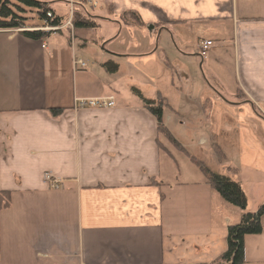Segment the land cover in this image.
Returning <instances> with one entry per match:
<instances>
[{"label": "crops", "instance_id": "obj_1", "mask_svg": "<svg viewBox=\"0 0 264 264\" xmlns=\"http://www.w3.org/2000/svg\"><path fill=\"white\" fill-rule=\"evenodd\" d=\"M96 16L109 24L112 47L90 67L74 65L79 29L41 40L0 30V191L10 196L0 209V264L211 263L242 210L206 183L169 122L175 115L189 128L199 118L209 136L197 144L219 163L230 147L243 190V181L264 184V0H104ZM201 40L213 42L204 58ZM168 83L177 104L164 95ZM133 89L165 99L163 125L182 149ZM109 96L111 108L76 107ZM245 195L248 211L264 204L263 193ZM261 224L245 236V255L248 240L264 255V214Z\"/></svg>", "mask_w": 264, "mask_h": 264}, {"label": "trees", "instance_id": "obj_2", "mask_svg": "<svg viewBox=\"0 0 264 264\" xmlns=\"http://www.w3.org/2000/svg\"><path fill=\"white\" fill-rule=\"evenodd\" d=\"M49 1L39 0H0V30H14L24 28L29 20L27 12H33V18L41 25L47 24L50 27H60L63 24V17L60 16ZM75 5L81 7L78 12L74 11L73 26L76 29H95L101 18L90 13L84 6L83 0L76 1ZM23 36L32 40H41L49 36L50 30H22ZM56 32L63 33L61 30ZM105 65H109L108 63ZM144 105L152 112L158 121V130L167 143L175 148L182 149L180 144L172 137L167 128L163 125V107L168 106L165 99L158 94L155 99H148L140 95ZM52 114H56L57 109H51ZM192 162L203 174L206 183L216 190L220 196L229 204L242 210L239 223L229 225L227 228V248L213 262L208 264H244V238L247 235H256L262 232L261 217L264 214V204L255 211L247 210V197L240 184L226 175L213 172L208 166L198 158L186 153ZM219 152L218 156L223 157ZM10 204L9 191H0V209L8 207Z\"/></svg>", "mask_w": 264, "mask_h": 264}, {"label": "rangeland", "instance_id": "obj_3", "mask_svg": "<svg viewBox=\"0 0 264 264\" xmlns=\"http://www.w3.org/2000/svg\"><path fill=\"white\" fill-rule=\"evenodd\" d=\"M39 1H49L52 2L51 5L52 7L56 10V12L62 16L63 19V24L60 26L62 27L61 29H57V30H61L63 31V33L67 34L68 33L71 35L72 29H75L73 26V17H74V11L78 12L79 10H81V7L78 5H71L69 0H39ZM97 2V5L91 6L88 3H85V1L83 0L84 6L85 8L92 13L93 15H97L98 11L100 10V6L104 3V0H93ZM76 2V0H75ZM26 17L29 18V20L27 21V24H25L24 28H17L14 29V31H22V30H30L31 28H36V27H46L49 26L47 24H40L37 20H35L33 18L34 13L33 12H27ZM70 17L72 20H70ZM131 19L135 20L136 18L134 16L130 17ZM70 20L71 22V27H63V25H65V23H67ZM108 23L105 20H100L98 22V26L95 29H79V31L77 32V37L75 39V47L77 49V59H80L82 61H84L87 65V67H90L92 65H97L98 63L104 62L106 59V57L104 56L103 51H105V49L107 48H111L112 43L109 44V36L108 35L111 30L108 29ZM50 27V26H49ZM41 31H45V30H41ZM50 31H54L56 32V30H50ZM120 41V40H119ZM198 58V57H197ZM199 59V58H198ZM200 60V59H199ZM195 68L197 69V75L199 77V81H201V83H203V76L201 73V70L199 68V63L195 65ZM164 67H162V74L163 75H167L168 71L165 69ZM122 71V72H121ZM119 74H117L116 76H118V80L123 79V76L125 74V71L121 70ZM103 74L100 72H97V74L95 75L98 80H103ZM164 85V84H163ZM164 89V95L168 98V100H171L173 103H178L179 97H181V94H178L175 92V90H172L170 87V84H165V86H162ZM146 90V94H151L150 91H148V89ZM149 92V93H148ZM198 92L195 91L193 94L196 96ZM146 96V95H145ZM153 96V95H152ZM148 97V95H147ZM170 102V101H169ZM176 103V104H177ZM170 113V112H169ZM167 113V114H169ZM181 117H184L188 114H186L184 116V113L181 112ZM172 119L169 122L172 130L174 132H176L175 137L178 138L180 141L182 140V142L184 144L187 145L188 147V151L189 153H191V155H195L200 157L201 160L205 161L207 166L211 169L214 170L215 172H218V174H222V175H228L230 178H232L233 180H237L239 179V174L238 173H233L231 170L234 169L235 167L238 169V166H240V161L238 159H236V153L232 151V149H230V147H226L225 150H223V159H222V163H219L217 161V155L214 154L211 146L209 144H204V145H200L197 144L198 139L201 135H204L206 137H208V131L201 125V120L197 117H190L188 120V126L189 128H186V123L184 125H179L180 119H178L177 116L175 115H171ZM188 129V131H187ZM174 155L176 157H179V152H173ZM248 153L249 152H243L242 156H246L248 159ZM259 154V153H258ZM262 155H264V153H260ZM261 157V155H260ZM180 159H186V157L184 156H180ZM227 166H229L231 169H229ZM235 168V169H236ZM191 169H195L194 167H192ZM240 170V169H239ZM243 171H248L249 170V166H244V168L242 167ZM195 171V170H194ZM196 172V171H195ZM197 173V172H196ZM198 174V173H197ZM199 175V174H198ZM243 180V178H242ZM244 182V190L245 192H249V196H256L261 195V193L264 194V184L261 183H255V182H251V181H243ZM244 192V193H245ZM250 199L252 200V197H250ZM256 201L258 202L259 200L256 199ZM256 201H253V204L256 203ZM252 202V201H251ZM256 205H253L252 208H255ZM233 210L235 211V213H232L230 216L232 217L233 214H237L238 210L236 208H233ZM248 237H251L248 235ZM248 239V238H247ZM248 247H247V253L245 255L244 258V264H264V255H255L254 251L251 249V246H249V240L247 242Z\"/></svg>", "mask_w": 264, "mask_h": 264}, {"label": "built area", "instance_id": "obj_4", "mask_svg": "<svg viewBox=\"0 0 264 264\" xmlns=\"http://www.w3.org/2000/svg\"><path fill=\"white\" fill-rule=\"evenodd\" d=\"M70 4H75V0H69ZM78 1V0H76ZM85 3L90 4L91 6H96L97 2L93 0H84ZM70 20L71 17H70ZM70 20L63 25V27H71ZM62 27H36L31 28L30 30H57L61 29ZM72 29V27H71ZM213 42L211 40H201L198 43V55L202 58H204L209 49L212 47ZM75 67L80 66L83 68L85 66V63L83 61H76L74 62ZM115 105L114 98L112 96L109 97H97V98H82V99H76V107L78 108H111ZM44 182L48 185L51 189H58L61 185V180L53 175L51 172H44L43 175Z\"/></svg>", "mask_w": 264, "mask_h": 264}]
</instances>
